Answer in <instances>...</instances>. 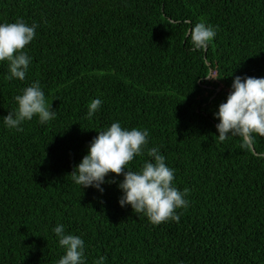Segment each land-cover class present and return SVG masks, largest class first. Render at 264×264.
Returning a JSON list of instances; mask_svg holds the SVG:
<instances>
[{
    "label": "trees",
    "instance_id": "trees-1",
    "mask_svg": "<svg viewBox=\"0 0 264 264\" xmlns=\"http://www.w3.org/2000/svg\"><path fill=\"white\" fill-rule=\"evenodd\" d=\"M18 18L39 27L23 81L0 62V117L37 80L57 117L34 116L23 131L0 119V264H56L57 223L84 239L86 264H264V135L220 141L213 116L235 76L264 77V0H0V22ZM201 21L217 35L192 51ZM114 121L147 128V147L189 189L179 222L154 226L121 207L117 183L101 194L71 179ZM147 159L145 150L130 169Z\"/></svg>",
    "mask_w": 264,
    "mask_h": 264
},
{
    "label": "clouds",
    "instance_id": "clouds-1",
    "mask_svg": "<svg viewBox=\"0 0 264 264\" xmlns=\"http://www.w3.org/2000/svg\"><path fill=\"white\" fill-rule=\"evenodd\" d=\"M39 25L31 24L23 18L14 22H0V62H7L9 80L23 81L29 70L32 57L26 46L37 35ZM217 35V28L206 22H197L189 30L192 51L205 50ZM17 107L0 117L4 127L23 131L22 125L34 116L40 124L46 125L55 120L57 111L46 100L40 82L33 81L14 97ZM98 96L90 101L86 118L91 120L102 106ZM218 120L217 137L224 141L230 136H240L245 144L254 139L253 134L264 135V77L235 76L226 101L218 106L213 114ZM82 160L74 165L69 174L81 189L94 188L101 194L105 183H117L121 191L119 205L130 206L136 216L143 215L154 226L164 222H179L182 213L189 205L186 195L189 189L180 190L174 183L175 169L168 166L166 156L160 147L148 148L149 130L147 128H127L120 121L96 131ZM147 150L150 159L144 160L138 170H131L129 164ZM123 176L122 180L111 178ZM51 231L55 234L63 254L56 264H86L85 241L80 235L66 232L63 223H57ZM100 256L95 264H104Z\"/></svg>",
    "mask_w": 264,
    "mask_h": 264
}]
</instances>
